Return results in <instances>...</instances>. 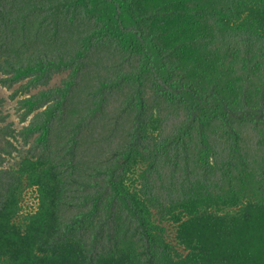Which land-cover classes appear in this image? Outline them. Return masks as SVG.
<instances>
[{"label":"trees","instance_id":"1","mask_svg":"<svg viewBox=\"0 0 264 264\" xmlns=\"http://www.w3.org/2000/svg\"><path fill=\"white\" fill-rule=\"evenodd\" d=\"M263 72L264 0H0V264H264Z\"/></svg>","mask_w":264,"mask_h":264},{"label":"rangeland","instance_id":"2","mask_svg":"<svg viewBox=\"0 0 264 264\" xmlns=\"http://www.w3.org/2000/svg\"><path fill=\"white\" fill-rule=\"evenodd\" d=\"M63 75H56L51 83H50V87L54 86L56 84L59 83V81L62 79ZM18 86H15L13 89H6L4 87L0 86V97L5 99V106H4V113L5 114H9L8 117V122L13 123V127L16 129V131H19L20 129H22L23 125H25L26 123L21 122L19 120V112L16 111V100L11 99V94L13 93V91L17 88ZM23 124V125H22ZM22 126V127H21ZM32 194H29L28 196V204H30V202L32 201ZM169 233H171V231H169Z\"/></svg>","mask_w":264,"mask_h":264},{"label":"bare ground","instance_id":"3","mask_svg":"<svg viewBox=\"0 0 264 264\" xmlns=\"http://www.w3.org/2000/svg\"><path fill=\"white\" fill-rule=\"evenodd\" d=\"M232 52H233V50H232ZM241 61V60H240ZM263 71V70H262ZM264 73V72H263ZM258 76H259V74H258ZM260 77V76H259ZM257 78L258 80L260 79V78ZM263 77V76H262ZM27 80V79H26ZM264 80V79H263ZM38 94V93H37ZM26 98V97H25ZM41 110V109H40ZM24 111V110H23ZM23 117V116H22ZM32 118V117H31ZM23 125V124H22ZM24 126V125H23ZM22 127V126H21ZM37 135V134H36Z\"/></svg>","mask_w":264,"mask_h":264}]
</instances>
